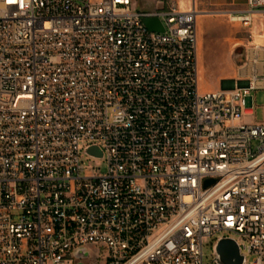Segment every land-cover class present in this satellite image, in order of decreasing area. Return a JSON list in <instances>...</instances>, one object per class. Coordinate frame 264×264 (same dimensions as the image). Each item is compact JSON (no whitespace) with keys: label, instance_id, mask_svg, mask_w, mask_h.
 Segmentation results:
<instances>
[{"label":"built area","instance_id":"obj_1","mask_svg":"<svg viewBox=\"0 0 264 264\" xmlns=\"http://www.w3.org/2000/svg\"><path fill=\"white\" fill-rule=\"evenodd\" d=\"M247 4L232 25L264 16ZM133 6L0 0V264H99L94 247L103 264H205L212 238L264 264V124L244 122L260 50L250 78L201 92L195 3Z\"/></svg>","mask_w":264,"mask_h":264},{"label":"rangeland","instance_id":"obj_2","mask_svg":"<svg viewBox=\"0 0 264 264\" xmlns=\"http://www.w3.org/2000/svg\"><path fill=\"white\" fill-rule=\"evenodd\" d=\"M138 10L146 8L147 12L156 11L158 7L168 6L181 8L182 11L188 10L191 4L199 5V0H163V3L155 2L152 6L144 5L142 0H137ZM199 20H203L204 25L199 27L198 34L203 32V47L199 51V68L201 69V92H214L220 89H234L239 79L238 67L242 66L246 59V51L249 47L251 34L250 29L238 24L232 25L228 21V17L223 11H201ZM258 44H262V40L256 38ZM227 51V53H226ZM253 97L252 115L246 116L245 121L248 123L264 124V90L255 91ZM83 165L90 172L102 173L106 170L105 161L92 160L85 156L82 160ZM214 243L215 238L208 239L204 247V261L209 264L214 259ZM93 258H100L99 264H103L106 257V250L103 248H92Z\"/></svg>","mask_w":264,"mask_h":264},{"label":"crops","instance_id":"obj_3","mask_svg":"<svg viewBox=\"0 0 264 264\" xmlns=\"http://www.w3.org/2000/svg\"><path fill=\"white\" fill-rule=\"evenodd\" d=\"M144 5L147 6H152L155 4V2L158 1L159 3H163V0H142ZM248 0H199V5L201 8V11H223L224 14H228V13H242L248 10ZM138 5L137 0H134V8H136V6ZM196 5V4H195ZM197 6V8H198ZM145 7V6H144ZM143 8V10H138V8H136L138 11H142L145 13H149V12H156L157 10H159L161 7H158V9L156 11H149L147 12L145 9ZM201 13H205V12H201ZM200 18V16H199ZM198 18V25L199 27H201L202 25H204L203 20H199ZM250 29V34L251 37L250 39H252V41H250L249 43V47L247 48L246 51V59L243 62L242 66H237L238 67V74L239 77H245V78H250L251 76V68L253 65V61H254V55L256 54V51L259 49L260 53L259 56H261V59L258 61L259 64H261V70H264V16L261 13H257L254 14L253 16V24L252 26L249 28ZM202 35L203 32H200V36L198 34V40H199V51H201L202 47H203V40H202ZM258 37H262L260 38L262 40V45L257 43V39ZM227 53V51H226ZM198 58H199V53H198ZM200 60V58H199ZM245 65H248V68H243ZM201 71V69H200ZM244 122L250 125H256L255 123H248L247 121Z\"/></svg>","mask_w":264,"mask_h":264},{"label":"water","instance_id":"obj_4","mask_svg":"<svg viewBox=\"0 0 264 264\" xmlns=\"http://www.w3.org/2000/svg\"><path fill=\"white\" fill-rule=\"evenodd\" d=\"M144 24L147 25L149 30L156 32H164L163 28H158L160 21L158 19L144 20ZM89 154L96 158L102 159V152L98 148H92L89 150ZM208 184H212L209 182ZM217 256V264H245L244 256L241 255V250L237 244L231 239H225L218 242L215 249ZM85 257L84 255H80Z\"/></svg>","mask_w":264,"mask_h":264},{"label":"bare ground","instance_id":"obj_5","mask_svg":"<svg viewBox=\"0 0 264 264\" xmlns=\"http://www.w3.org/2000/svg\"><path fill=\"white\" fill-rule=\"evenodd\" d=\"M201 14H203V13H200V16H201ZM260 38H262V37H258V39H260ZM263 39V38H262ZM259 41V40H258ZM260 45H262V44H260Z\"/></svg>","mask_w":264,"mask_h":264}]
</instances>
